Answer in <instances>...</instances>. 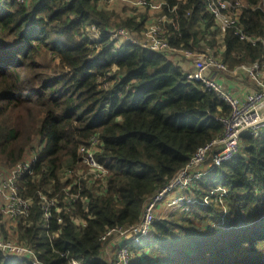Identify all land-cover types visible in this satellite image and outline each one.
Wrapping results in <instances>:
<instances>
[{"label": "trees", "instance_id": "obj_1", "mask_svg": "<svg viewBox=\"0 0 264 264\" xmlns=\"http://www.w3.org/2000/svg\"><path fill=\"white\" fill-rule=\"evenodd\" d=\"M99 1L0 0V170L38 148L19 182L32 206L14 237L42 264H113L104 256L112 242L101 239L107 229L141 222L150 197L222 134L217 117L230 114L170 58L133 44L116 50L109 31L141 33L148 18L113 17ZM163 1L162 27L172 46L198 52L205 42L231 68L264 61L262 45L241 41L234 30L217 40L204 0ZM243 1L242 28L264 37V0ZM94 25L103 34L99 42L85 37ZM93 137L108 171L97 182L80 154ZM205 170L190 212L158 218L131 246L132 264H264V136L244 135L238 157ZM70 171L72 179L64 176ZM65 189L79 196L70 211ZM59 193L64 198L46 219L43 202ZM0 264L17 263L0 252Z\"/></svg>", "mask_w": 264, "mask_h": 264}, {"label": "built area", "instance_id": "obj_2", "mask_svg": "<svg viewBox=\"0 0 264 264\" xmlns=\"http://www.w3.org/2000/svg\"><path fill=\"white\" fill-rule=\"evenodd\" d=\"M106 1V0H104ZM109 1V0H108ZM135 4V8L140 10H160L164 4L163 0H129ZM206 8L215 18V27L213 30L219 32V40L224 37V32L234 30V33L241 41L253 45L260 44L264 49V37L248 35L242 25L240 18L242 8H245L243 0H204ZM125 15H127L125 13ZM190 15V13H189ZM152 35L143 34L145 40L141 41L138 37L132 35L126 27H119L109 31V34L115 41V49L119 50L122 46L133 44L140 46L150 52L170 58L172 55H180L193 63V70L185 71L188 79L201 83L206 91L212 92L221 99L226 106L230 108L228 116L217 117L223 125V132L212 139L207 144L201 146L191 157L184 169L174 176L162 189L158 190L145 204L142 220L136 225H128L107 229L101 237L102 242H113L122 239V243L117 247L114 254L113 264H132L134 252L131 246L141 243L151 232L154 223L158 219V211L161 205H165L169 211L180 210L190 212L191 206L196 200V190L199 189L200 183L206 175L207 169L221 166L241 154L243 136L250 134L256 138L264 136V61H254L243 63L234 68L226 64L221 55L210 49L208 51H190L189 49L174 47L171 45L167 33L163 30L162 24L167 21L166 16H161ZM149 26V27H152ZM136 33V32H135ZM85 37L90 41L99 42L103 39V34L95 25L85 30ZM149 40L148 42L146 41ZM221 72L223 74H232L231 76L246 77L251 81L255 88H250L247 95H235L231 90L226 88L222 80L216 78L213 73ZM39 141L34 144L37 148ZM100 139L93 137L89 147L82 146L80 154L82 163L88 169V176H91L92 182H97L107 176V164H102L97 158V146ZM37 149L29 151L25 160L20 162L14 168H4L0 170V215L5 221H16L5 226L9 233H14L19 220L24 218L32 206V200L24 198L21 194L20 180L29 172L30 167L37 156ZM210 164L208 165V162ZM72 179V172L65 175ZM78 181L73 186L78 185ZM106 192V188L102 187ZM65 203L67 210L79 202V196L73 194L70 189H65ZM103 194V193H102ZM58 196L64 198L59 193L57 197L50 201H44V217L51 218V209L60 203ZM56 211H61L56 207ZM1 221V219H0ZM63 223V219L59 218ZM0 231V252L7 260H12L19 264H42L37 258L34 249L25 244H16L8 239ZM84 259H72L70 264H84Z\"/></svg>", "mask_w": 264, "mask_h": 264}, {"label": "rangeland", "instance_id": "obj_3", "mask_svg": "<svg viewBox=\"0 0 264 264\" xmlns=\"http://www.w3.org/2000/svg\"><path fill=\"white\" fill-rule=\"evenodd\" d=\"M98 7H99V9L100 10H102V11H106V12H109L113 17L114 16H118V17H121V16H124V15H121L123 12H126V14L127 15H125L124 17H129V16H131V15H138L139 17H141L142 15H146L147 16V18H148V23L146 24V26H145V28L143 29V31H142V33L144 34L145 33V31L147 30V34H149V35H152V33L154 32V30H155V28L157 27V26H152V27H149V25H150V21H151V17H158V14H157V12L155 13V12H153V11H150L149 13L148 12H145V10H140V9H137V8H135V4L134 3H132L131 1H129V0H106V1H104V0H100L99 1V5H98ZM121 15V16H120ZM159 15L160 16H162V11L159 13ZM118 20H120V19H118ZM119 23V22H118ZM132 35H134V36H136V37H138V39L141 41L142 39H144L145 40V38H144V36H141V35H139V34H137V33H135V32H130ZM219 35V34H218ZM218 35H217V40L219 41V38H218ZM146 41L148 42L149 40H147L146 39ZM207 43H205V42H202L201 43V46L203 47H205V50H200V49H197V50H199L200 52L201 51H208V49H210L207 45H206ZM219 45H218V47H222V45H220V43H218ZM210 50H212V51H214V52H218V51H220V50H218V48H216V49H210ZM218 50V51H217ZM198 51V52H199ZM221 51H222V49H221ZM179 58V57H178ZM181 58V62L183 63V64H187L188 63V60H186V58H184V57H180ZM176 64V63H175ZM178 64V63H177ZM191 70H193V68L191 69ZM219 74H223V73H221V72H218ZM223 75H225L226 77L228 76V77H230L232 74H228V73H226V74H223ZM232 77H234V76H232ZM237 78H239V77H237ZM243 79H244V82L245 83H248V84H250V87H252V88H255V85L251 82V81H249L246 77H242ZM219 79V78H218ZM37 142V140L35 139V141H34V143L32 144V146L31 147H34V144ZM67 164H69V163H66V165ZM65 176V175H64ZM161 209L158 211V218H160V217H163V216H166V215H168V214H171L172 212H174L175 210H173V211H169V210H167L166 209V207H165V205H161V207H160ZM0 219H1V223L3 224H1L0 223V225H1V227H0V231H1V233H3L4 235L7 233V238L8 239H10V240H12V241H14L16 244H19L18 242V239H16L15 237H14V234L13 233H9L8 232V230H6L5 229V226L6 225H8V224H11L12 222H14V223H16V221H13L12 220V222L11 221H5V219H4V217L3 216H1L0 215ZM3 235V236H4ZM109 256H112V255H109Z\"/></svg>", "mask_w": 264, "mask_h": 264}, {"label": "crops", "instance_id": "obj_4", "mask_svg": "<svg viewBox=\"0 0 264 264\" xmlns=\"http://www.w3.org/2000/svg\"><path fill=\"white\" fill-rule=\"evenodd\" d=\"M150 11L153 12H157L158 17H151V21L153 20L152 23H150L149 26L158 24V20L161 18V16L159 15V13L161 12L160 10H148L147 12L149 13ZM146 12V11H145ZM150 21V22H151ZM179 57V58H178ZM181 56L180 55H172L170 57V59L175 62L179 67H181L184 71H188L191 70L192 68H194L193 63L188 60L187 64H183L181 62ZM187 60V59H186ZM213 75L216 78H219L220 80H222V82L226 85V88H228L229 90H231L235 95L237 96H242V98H244L247 95V92L250 90V84L245 83L244 79H238L237 77H226L223 74H219L218 72H214ZM122 239H117L115 241H113L110 245V247L108 248V250L105 252L104 256H109L112 255L111 257L114 256L115 251L117 249V247L122 243ZM104 258V257H103Z\"/></svg>", "mask_w": 264, "mask_h": 264}]
</instances>
